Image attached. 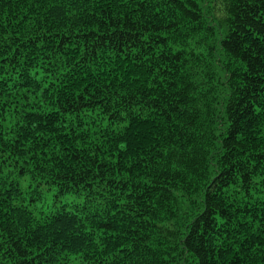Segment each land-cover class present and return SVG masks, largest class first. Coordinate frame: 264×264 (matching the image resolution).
Listing matches in <instances>:
<instances>
[{
    "label": "trees",
    "instance_id": "obj_1",
    "mask_svg": "<svg viewBox=\"0 0 264 264\" xmlns=\"http://www.w3.org/2000/svg\"><path fill=\"white\" fill-rule=\"evenodd\" d=\"M0 264H264V0H0Z\"/></svg>",
    "mask_w": 264,
    "mask_h": 264
},
{
    "label": "rangeland",
    "instance_id": "obj_2",
    "mask_svg": "<svg viewBox=\"0 0 264 264\" xmlns=\"http://www.w3.org/2000/svg\"><path fill=\"white\" fill-rule=\"evenodd\" d=\"M71 199H72L71 196L67 198V200H69V202H72L74 200H79L78 198H74L72 201H70ZM53 202H55L56 205L59 204V202H57V199L54 195V191H50V190L46 191L44 193V199L41 202L36 204V207L34 208V210L37 211V210L42 209L44 207H45V209H47L48 206H51L52 208H54L55 204H53Z\"/></svg>",
    "mask_w": 264,
    "mask_h": 264
}]
</instances>
